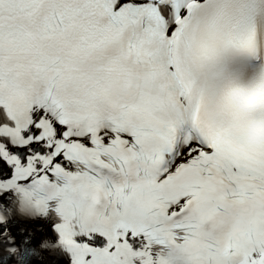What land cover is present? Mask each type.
Wrapping results in <instances>:
<instances>
[{
	"label": "snow or ice",
	"instance_id": "snow-or-ice-1",
	"mask_svg": "<svg viewBox=\"0 0 264 264\" xmlns=\"http://www.w3.org/2000/svg\"><path fill=\"white\" fill-rule=\"evenodd\" d=\"M0 264H264V0H0Z\"/></svg>",
	"mask_w": 264,
	"mask_h": 264
}]
</instances>
